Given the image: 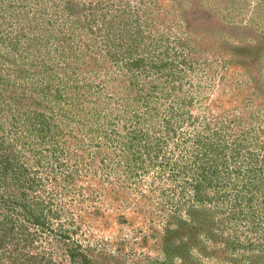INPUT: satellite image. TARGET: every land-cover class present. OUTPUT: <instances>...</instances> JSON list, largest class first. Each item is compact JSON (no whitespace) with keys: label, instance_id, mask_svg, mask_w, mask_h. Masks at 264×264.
Wrapping results in <instances>:
<instances>
[{"label":"rangeland","instance_id":"obj_1","mask_svg":"<svg viewBox=\"0 0 264 264\" xmlns=\"http://www.w3.org/2000/svg\"><path fill=\"white\" fill-rule=\"evenodd\" d=\"M1 244L264 264V0H0Z\"/></svg>","mask_w":264,"mask_h":264},{"label":"trees","instance_id":"obj_2","mask_svg":"<svg viewBox=\"0 0 264 264\" xmlns=\"http://www.w3.org/2000/svg\"><path fill=\"white\" fill-rule=\"evenodd\" d=\"M33 223H36V224H44V226L46 225V222L45 223H42L39 219H36V221H34ZM28 236H30V234H28ZM27 241L29 240V237L26 239ZM3 244L0 245V247H2Z\"/></svg>","mask_w":264,"mask_h":264}]
</instances>
